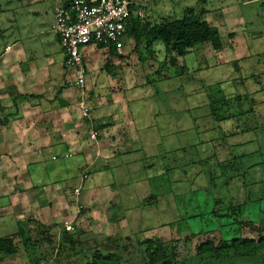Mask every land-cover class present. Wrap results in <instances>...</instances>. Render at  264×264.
Returning a JSON list of instances; mask_svg holds the SVG:
<instances>
[{"label":"rangeland","instance_id":"obj_1","mask_svg":"<svg viewBox=\"0 0 264 264\" xmlns=\"http://www.w3.org/2000/svg\"><path fill=\"white\" fill-rule=\"evenodd\" d=\"M52 5L53 0L43 1L35 16L28 14L26 6L17 11V2L0 0V55L5 46L19 38L50 30ZM140 6L142 24L144 20L153 25L180 19L187 10L216 9L220 11L216 23L219 32L223 28L221 17L224 21L232 17L233 28L220 33L221 51L204 44L190 49L184 58L165 55L161 42L147 48L143 36L139 41L123 38L121 53L82 48L87 70L97 63L103 73L101 81L111 80L107 89L102 88L105 93L110 91L108 99L125 95L124 106L130 116L134 111H146L144 116L140 114L142 122L138 124L143 131L135 124V143L127 142L124 147L113 145L112 136H103L101 146H86L90 161L100 155L102 162L95 164L92 174L86 171L85 182L90 179L96 191L86 193L84 206L80 196L76 199L81 206H77L76 219H81L82 224L75 225V231L63 232L52 225L43 233L35 221L25 220L15 226L12 220L0 222V238L15 235L18 248L14 256L0 254V264H82L96 252L112 254L121 264H145L140 243L152 237L168 242L178 264H264V244L201 255L196 252L207 241L219 247L236 237L256 242L264 237V0H145ZM39 40H43L40 47L35 45ZM57 42L53 32L27 42L24 57L36 55L44 59L46 52L39 53V49L46 51L48 44L56 48ZM23 59H17V63L24 69ZM30 62L34 64L33 59ZM55 62L47 85L53 89L62 84L57 82V70L66 74V82L71 79V72L60 68L58 59ZM177 68L182 69V75ZM159 69L166 81L156 83L153 79ZM87 75L96 77L92 72ZM88 76L82 90L72 87L76 104L85 90L90 91ZM13 107L14 104L6 108L13 111ZM240 113L247 116L236 118ZM230 114L233 118L226 119ZM241 130L244 132L240 135L230 136ZM220 145L226 147L222 152ZM94 150L97 153L92 155ZM6 151L0 147L5 158ZM126 151L132 162L121 159L119 168L124 171H111L114 163L105 159H118ZM51 153L46 152L44 163L29 166L31 175L36 169L44 181H60L65 172L58 173L57 178L52 174L60 163L69 166L66 172L72 177L78 176L76 159L54 155L57 159L52 160ZM13 158H0V221L13 207V198L21 206L30 201L26 194L16 195L22 178L16 170H22L23 163ZM110 175L114 177L111 181ZM104 184L113 195L100 191L97 194V187ZM14 212L15 219L21 218ZM246 222L263 230L245 227ZM48 236L52 237L51 243L46 240ZM26 239L29 245L24 243Z\"/></svg>","mask_w":264,"mask_h":264},{"label":"crops","instance_id":"obj_2","mask_svg":"<svg viewBox=\"0 0 264 264\" xmlns=\"http://www.w3.org/2000/svg\"><path fill=\"white\" fill-rule=\"evenodd\" d=\"M11 1L17 2V11H21L22 8L26 6L28 8V14H34L36 16L39 14L41 9L40 6L45 0ZM144 1L145 0H139V4ZM60 2L61 0H53L52 12L54 7ZM228 10L230 11L231 8ZM227 12L228 11L221 16H223V18L226 17ZM219 13L220 11L216 9L208 10L203 19L207 21L210 26H214L218 29L216 23L220 16ZM231 18L232 17L224 21L221 17L223 28H221L219 33L225 29L233 28L231 26ZM52 25L53 17L50 30H39L35 34L23 36V39L19 38V40L12 45L5 46L4 51L0 55V106L4 108V115H10V118H12L11 121L9 119V122L5 126H0V147L7 150V159L9 156L11 158L15 157L13 159H18L23 163L21 167L22 170H19V168L16 170L17 173H20L22 176L16 195H18V193L26 194L27 198L31 201H29L28 204L23 202L21 206L15 204L16 202H14V200L16 197L11 201L9 200L13 207L11 210L8 208L9 211L4 213V218H2L0 222L5 223L7 220H12L15 226L25 220L31 222L35 221L38 222L41 227H45L46 230H49L48 227L53 225L64 232L65 230L62 227L64 222L73 221L74 228L75 225L82 222L81 219H76L78 207L81 206L76 203L78 197L75 196L74 189L81 186L79 196L83 206L87 198L86 193H92V190L96 191L93 187L94 185H90V179L86 182V179L83 182L81 181V173L84 169H87V172L89 171L88 174H92L95 164L97 162H102V160H100V155H97L93 158L94 160L92 159L90 161L91 156L86 150V146H94V148L99 145L101 146L103 136H106L107 139L112 136L113 145H118V147H124L127 142L129 144L135 143V137L137 135L135 124L139 128L138 124L142 122L140 114L144 116L146 111L142 110L140 113H135L134 111V114L130 113L132 115L130 116L124 106L125 95H119L120 97L114 98L113 101L108 99L110 91L108 90L109 93H105L102 91V88L104 87L107 89L111 80L105 78L101 81L99 76L103 73L100 70L101 68L98 69L99 64L97 63L92 67L90 66L91 69L88 70V73L92 72L96 74V77L90 78L86 75L90 79L91 88L89 92L85 90L83 98L90 108L91 121H87L82 117L79 108L80 101H78L77 104L74 102L78 100L74 94L75 88L67 84L66 74H63L61 69L57 70V82L59 81L62 84L55 89L50 86L48 88L47 85L51 83L49 72L50 68H54L56 64L55 60H59L60 68L64 67V54L61 52L60 44L57 42L58 46H56V48L58 51H56L54 45L50 44L47 45L49 48L46 49V51L42 48L39 49V53L46 52L43 55L44 59H38L39 57L36 55L24 56L26 55V43L36 41L39 37L52 33ZM42 42L43 40H39L35 45L40 47ZM96 50L99 49L97 48ZM104 50L109 51V49ZM21 58H24L23 60L25 61L23 64L24 69L17 63ZM32 59L34 60V64L30 62ZM96 60L97 59H94V61ZM125 92L126 90L124 89L122 93ZM71 93L74 94L73 98L70 96ZM112 95L113 94H111V97ZM17 99H24V101L21 103L18 102L19 105L16 106L14 102ZM73 102L76 105L75 108L73 107L74 111L72 109V106H74V104H72ZM12 104H14L12 108L13 111L10 109L8 110L6 107ZM14 117H16V119H14ZM165 124L167 130H169L168 120ZM236 125L237 124H235V127H237ZM92 128L97 132L96 141L89 139V131ZM141 131L143 130L141 129ZM121 134H125L128 137L125 138L123 137L124 135ZM108 135L110 136L108 137ZM234 146L235 145L232 146V149ZM220 149L221 152L225 150V145H220ZM94 151L92 155L97 153L96 150ZM46 152H52V160L58 155L59 159H76L75 165L78 170V176L72 177L71 173L66 172V166L68 165L65 164V166H63V164L60 163H58L60 166L55 168V171H52V174L56 178L58 177V173L65 172L62 176L63 179L60 181H44V176L36 169H32L33 174L31 175V170L28 169L29 166H34L37 162H39V164L44 163ZM125 153L126 154L123 155L119 153L118 159L115 158V156L111 157L109 160L105 159V161L107 160L109 163H114L113 166L115 167H113L111 171L119 170V173L121 170L124 171L122 168H119V162H122L121 159H124L128 164L132 162L130 157L131 154L127 151ZM64 154H71L72 156L69 158L61 157V155ZM0 155H2L0 158L6 159L5 156H3V152ZM110 177V181L113 180L114 177L112 175H110ZM255 179L258 180L259 177L255 176ZM48 180H50V178H48ZM256 183H258V181H256ZM84 185L85 187L83 188ZM98 191L106 196L114 194L106 184H104L103 187H97V194L100 193ZM7 204H9V202H7ZM14 211H16L19 214L17 216L21 218H17L18 220L15 219L16 216H14ZM68 233L72 234L70 232ZM65 237L69 238L66 235ZM50 240H52L51 236Z\"/></svg>","mask_w":264,"mask_h":264},{"label":"trees","instance_id":"obj_3","mask_svg":"<svg viewBox=\"0 0 264 264\" xmlns=\"http://www.w3.org/2000/svg\"><path fill=\"white\" fill-rule=\"evenodd\" d=\"M135 6L137 9L141 10V6L139 2L136 3ZM207 12L208 11H206L205 9L199 11L187 10L180 19L164 21L162 23L153 24V25L148 20L146 21L144 20V23L142 24L141 21L133 18L131 20V23L127 26V33L125 37L126 38L134 37L136 41H139L140 37L143 36L144 40L146 41L145 42L146 47L149 49L152 47V44L156 45L157 42H161L164 46L165 55L170 56L171 54H173L179 58H184L188 54L190 49H194L195 47L204 44H209L214 51L219 52L223 48L222 39L218 29L216 27L210 26L208 22L203 19V17L206 15ZM109 51L111 54L116 53V49L114 46L109 47ZM65 60L66 57L64 56V62ZM170 63L172 66H175V63H173L172 61ZM63 65L66 68L65 64ZM163 68H165V72H167L166 71L167 67L164 66ZM67 70L69 69L67 68ZM85 70L87 75L88 70L86 63H85ZM177 71L179 72V75H182V69L177 68ZM155 73L157 76L156 78L153 79V82L157 83L158 81H166V78H163L164 80L161 78V75L164 73L161 69L157 70ZM17 100H15L14 102L16 106L19 105ZM21 100L24 101V99ZM239 116L240 117L247 116V113L245 114L240 113L236 116V118H238ZM9 117L10 115H4V108L0 106V126H5L9 122ZM232 118L233 116L231 115V116H227L226 119L231 120ZM253 128H254L253 130L256 131L257 128L254 126ZM243 132L244 130H241L239 133H231L230 136H232L233 134L240 135ZM252 198L254 197H251L250 201L252 200ZM245 225H246L245 227L248 226L249 228L254 229L258 232L261 231L260 229L263 230V227L257 228L256 226H253L251 222H246ZM45 229L46 228L41 227L43 233ZM73 231H75V228L73 229ZM14 236L15 235L5 236L0 238V254H5L9 256L15 255L18 248L13 240ZM46 238H47L46 240L49 243H51V240L50 241L48 240L50 239L49 236ZM28 241L29 240L26 239L24 243H26V245H29ZM70 241H72V239ZM257 244L263 245L264 237L260 238L258 242H256L253 239L236 237L231 239L229 242L223 241L222 243L219 244V247H216L213 241H207L201 244L200 246H198L196 252L199 255H201L207 252H215V251L220 252L223 249H228V248H232V249L250 248L251 246H256ZM140 245L143 247L141 249V253L143 254L145 264H178L176 254L173 248H170L168 246V242L166 240L152 237L145 239L143 244L140 243ZM82 264H121V263L112 254L105 255L100 252H96L91 260H87Z\"/></svg>","mask_w":264,"mask_h":264},{"label":"built area","instance_id":"obj_4","mask_svg":"<svg viewBox=\"0 0 264 264\" xmlns=\"http://www.w3.org/2000/svg\"><path fill=\"white\" fill-rule=\"evenodd\" d=\"M139 0H61L53 9L52 31L57 36L60 48L66 57V68L71 71V79L67 84L80 87L86 81L85 61L82 48L92 47L109 49L114 46L121 53V41L127 33V26L131 20L143 18L141 10L136 8ZM81 96L80 112L84 119L91 121V111ZM89 138L96 141L97 132L92 128ZM71 154L61 157L69 158ZM56 159V158H53ZM84 169L81 181L87 179ZM81 186L75 190V196L80 195ZM65 230L73 231V221L64 222Z\"/></svg>","mask_w":264,"mask_h":264},{"label":"clouds","instance_id":"obj_5","mask_svg":"<svg viewBox=\"0 0 264 264\" xmlns=\"http://www.w3.org/2000/svg\"><path fill=\"white\" fill-rule=\"evenodd\" d=\"M65 230V229H64ZM70 232H72V231H70Z\"/></svg>","mask_w":264,"mask_h":264}]
</instances>
